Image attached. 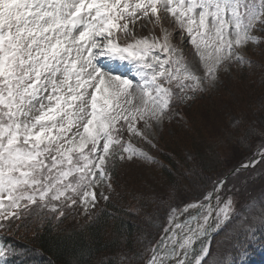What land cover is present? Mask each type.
Segmentation results:
<instances>
[{
    "label": "snow or ice",
    "instance_id": "1",
    "mask_svg": "<svg viewBox=\"0 0 264 264\" xmlns=\"http://www.w3.org/2000/svg\"><path fill=\"white\" fill-rule=\"evenodd\" d=\"M161 12L190 38L203 76L169 43L167 29L163 42L129 30L143 18L161 24ZM258 22L264 25V0H0V230L11 232L34 215L53 213L58 221L77 198L86 204L91 196L94 206L92 189L110 177L117 158L154 162L123 131L147 139L172 106L213 88L219 72L257 67L242 50L260 43ZM115 32L133 41L121 46ZM101 57L128 61L135 84ZM141 121L143 129L136 127ZM260 161L264 153L245 167ZM239 191L222 196L218 183L202 201L170 208L165 234L146 245V264H209L210 245L201 238L227 228L239 240L264 227V193L250 196L251 210L237 218ZM17 254L0 238V264H13Z\"/></svg>",
    "mask_w": 264,
    "mask_h": 264
},
{
    "label": "trees",
    "instance_id": "2",
    "mask_svg": "<svg viewBox=\"0 0 264 264\" xmlns=\"http://www.w3.org/2000/svg\"><path fill=\"white\" fill-rule=\"evenodd\" d=\"M251 64L257 67H252L249 79L239 82L234 97L221 92L218 99L200 95L175 105L171 118L174 126L163 137L161 159H156L162 167L156 172L149 168L150 178L140 176L132 182L121 175L119 180L123 160L117 158L108 178V199L97 200L87 217L78 219L81 208L77 198L58 221L52 219L53 213L44 218L34 215L16 221L21 227L11 232L0 230L2 242L17 250L13 264H145L150 253L146 245H154L161 237L170 208L201 200L223 176L264 147V137L258 140L264 133V58ZM193 111L196 113L190 115ZM213 113L222 117L220 127L215 125ZM230 115L236 118L232 125ZM226 150L232 151L231 160L223 155ZM178 165L187 168L193 182L178 178ZM260 167H264V161L253 170ZM251 171L229 177L222 194L228 192L235 176H248ZM255 180H264V170ZM262 193L263 189L256 198ZM248 207H240L235 217L242 218ZM243 239L245 236L238 240L227 228L220 230L212 240L210 255L217 242L240 245ZM232 249L227 247L225 251Z\"/></svg>",
    "mask_w": 264,
    "mask_h": 264
},
{
    "label": "rangeland",
    "instance_id": "3",
    "mask_svg": "<svg viewBox=\"0 0 264 264\" xmlns=\"http://www.w3.org/2000/svg\"><path fill=\"white\" fill-rule=\"evenodd\" d=\"M161 15L163 16V19L161 21V24L159 25L155 24L154 18H152V21H150L148 18H143V19L137 20L135 24L129 23V30L134 33V36L136 38H148L150 41L153 38H156V39H159L161 42H163L164 33L162 32V28L167 29V31L171 34L169 37V43L177 47L178 49H180L184 57L186 58V60L193 65L194 69L197 71V74L200 76H203L204 69L199 62V57L196 55L195 49L193 48L191 43L188 42L190 38L187 36L186 33H184L183 36L181 35V30L178 28V26L175 25V23L173 22V18L170 15L163 13V12H161ZM121 24H123V21H121ZM253 34L258 37V39L260 40V43L253 45L250 42L248 45L244 47V49L242 50V54H243L245 61L252 62L253 60L257 62L264 58V37H263L264 36V25L258 22L253 29ZM114 36L118 38L117 43L121 46H125L128 43L133 41V36L126 37L123 32H115ZM102 61L105 64V60H102ZM110 61L112 60L110 59ZM117 62H119L118 59L116 60V63H115L116 65H118ZM124 62L125 64H123V66L129 67L125 69L127 73H125V71L123 70H120L117 73H114V71H112V73L114 75H119L121 77L131 79L135 84L137 80L135 69L132 67V65L128 61H124ZM111 63L112 62H110V64ZM119 69H122V68L119 67ZM251 72H252V66H249L248 64L230 65L228 71L226 72L221 71L218 73L219 80L213 88L208 89L207 85H205L204 87L206 90L202 92L201 91L195 92L196 96L199 97L201 94H203L205 98L213 97V98L218 99V96L220 95L221 92H226L228 94L231 93L230 98H232L234 97V94H235L234 92L238 91L239 89V86H240L239 82L243 80L246 81L247 79H249L248 77H250ZM237 86H238V89H237ZM89 91H91V89ZM217 99H214V100L217 101ZM210 102L211 101H208V105ZM134 103H138V101H134ZM175 110H176L175 107L174 108L171 107L169 114L163 119L162 123H160L159 125H155L152 130L146 131L147 139H143L141 137H137L134 135L129 136V133L126 130L123 131L122 136L124 140L125 141L130 140L131 143L134 144L137 148L143 150L150 157H152L154 162H147L146 160H142L138 158H133L132 160H128L127 158H125L123 160L121 167L119 168V172H118L119 180L122 177L121 175H124L126 178H128L132 182H136V179L140 176H141L140 178L148 179L150 178L148 177L149 170H150L149 168H151V170H154L156 172L158 169L162 167L160 166L161 162L157 161L156 159L158 158L161 159V154H162L161 153L162 152L161 151L162 149L161 141L164 136H168L170 134V127L174 126V123L171 120V118H172V115H174ZM195 113L196 111H193V113L190 115H193ZM212 116L214 117L213 119L215 120V125H217V127H220L222 124L221 122H223L221 120L222 117L219 119V116H216V115L214 116V113L212 114ZM170 121L172 123H170ZM228 121L230 125H232L236 122V118L233 115H230L228 117ZM121 123H123V121H121ZM136 127L139 129H143L144 128L143 122L142 121L139 122L136 125ZM73 131H75V129H73ZM260 135L261 136L259 137L258 140L264 137V133L262 132ZM149 140L151 141V143L148 142ZM261 154L262 153H258L251 160L241 163L237 167L247 165L254 158H257ZM223 155L229 160L233 158L231 150H226L223 153ZM257 164L254 167H246L244 169H240L234 172L233 174H231L230 176H228L229 178L239 173L240 171L252 170L248 176L247 175L235 176L233 181L229 184L230 187H228V191L229 190L234 191L235 189L240 190L239 193H236V197L238 201L236 205V212H235L236 214L239 213L240 207L245 206V202L249 199L250 196L256 197L257 195L260 194L262 189L264 191V182H263L264 180L263 181L261 180V182H257L255 180V178H259L261 176L262 171L264 170V167L257 168L256 171H254L253 169H255ZM178 167H179L178 168L179 172L177 173V175L180 180L182 181L192 180V182L194 181L192 176H189V173H188L189 171L186 170L187 168L184 169L183 167L179 165ZM237 167H235L234 169H236ZM231 171H229L228 173H230ZM108 185H109V182L107 179L105 181H102L99 186H95L94 189H92L96 194L95 203L97 202V200H100V201L104 200L103 196H101L102 191L104 195H108V192L110 189ZM221 195L223 196V194ZM215 203L216 202H214L213 206H215ZM80 205H81V209H80ZM92 205H93V202H92L91 196L87 198L86 204L78 203V207L80 209L79 214L77 216L78 219H83L87 217L88 215H90L92 211L94 210V206ZM86 206L88 208L87 212H85ZM176 209L178 210V208ZM194 210L196 211L197 209H194ZM250 210H251V205H249L248 207V211ZM246 212H247V208H246ZM226 242L227 241L215 243L214 253H212L210 257L207 258L209 264H213V261L216 259H222L224 261V264H264V227L256 226L255 230L249 233L248 238L243 239L240 245L230 244ZM224 245H226L225 248H224ZM227 247H233V249L227 252V250L225 251ZM150 256H151V253H150Z\"/></svg>",
    "mask_w": 264,
    "mask_h": 264
},
{
    "label": "bare ground",
    "instance_id": "4",
    "mask_svg": "<svg viewBox=\"0 0 264 264\" xmlns=\"http://www.w3.org/2000/svg\"><path fill=\"white\" fill-rule=\"evenodd\" d=\"M102 59L101 60H105V65H106V67H108V65H109V67L112 69V71H114V73H117V72H119V67H121L122 69L121 70H125L126 68H129V67H124L123 66V64H125V62L124 61H120L119 60V62H117V64L118 65H116L115 63H116V60H112V61H110V59L109 58H105V57H101ZM110 62H112L111 64H110ZM131 69V68H130ZM259 157L260 156H258L256 159H259ZM227 175V174H226ZM225 175V176H226ZM225 176H223L219 181H221ZM228 178V177H227ZM227 178H226V180H227ZM226 180L224 181V184H225V182H226ZM197 211V210H196ZM194 209H189V212H191V213H195L196 212ZM185 216H187V213L185 214Z\"/></svg>",
    "mask_w": 264,
    "mask_h": 264
},
{
    "label": "water",
    "instance_id": "5",
    "mask_svg": "<svg viewBox=\"0 0 264 264\" xmlns=\"http://www.w3.org/2000/svg\"><path fill=\"white\" fill-rule=\"evenodd\" d=\"M263 153H264V150H263ZM249 164V163H248ZM244 168H246L245 166H239V167H237L236 169H234L233 171H231L230 173H228L219 183L220 184H222L225 180H226V178L228 177V176H230L231 174H233L234 172H236V171H238V170H240V169H244Z\"/></svg>",
    "mask_w": 264,
    "mask_h": 264
}]
</instances>
